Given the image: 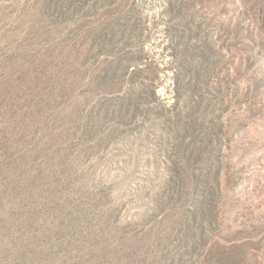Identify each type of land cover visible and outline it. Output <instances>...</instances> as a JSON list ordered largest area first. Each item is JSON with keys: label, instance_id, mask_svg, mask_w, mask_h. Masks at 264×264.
<instances>
[{"label": "rangeland", "instance_id": "374dc122", "mask_svg": "<svg viewBox=\"0 0 264 264\" xmlns=\"http://www.w3.org/2000/svg\"><path fill=\"white\" fill-rule=\"evenodd\" d=\"M0 264H264V0H0Z\"/></svg>", "mask_w": 264, "mask_h": 264}]
</instances>
